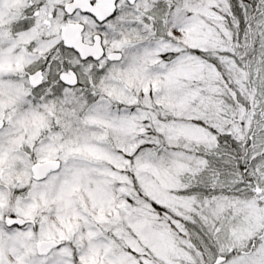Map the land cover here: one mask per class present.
Masks as SVG:
<instances>
[{
  "label": "snow or ice",
  "instance_id": "obj_1",
  "mask_svg": "<svg viewBox=\"0 0 264 264\" xmlns=\"http://www.w3.org/2000/svg\"><path fill=\"white\" fill-rule=\"evenodd\" d=\"M0 264H264V0H0Z\"/></svg>",
  "mask_w": 264,
  "mask_h": 264
}]
</instances>
